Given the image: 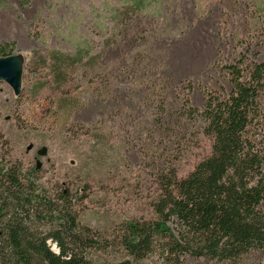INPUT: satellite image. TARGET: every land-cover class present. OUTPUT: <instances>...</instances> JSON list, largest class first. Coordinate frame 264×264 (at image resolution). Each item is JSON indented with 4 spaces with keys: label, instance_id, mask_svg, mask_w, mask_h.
<instances>
[{
    "label": "rangeland",
    "instance_id": "374dc122",
    "mask_svg": "<svg viewBox=\"0 0 264 264\" xmlns=\"http://www.w3.org/2000/svg\"><path fill=\"white\" fill-rule=\"evenodd\" d=\"M2 44L24 67L18 96L0 81V161L36 168L51 197L69 188L89 257L119 261L125 224L156 218L162 172L210 153L188 110L231 91L227 65L264 62V0H0ZM203 260L183 264H230ZM134 264L166 262L155 248Z\"/></svg>",
    "mask_w": 264,
    "mask_h": 264
},
{
    "label": "trees",
    "instance_id": "16d2710c",
    "mask_svg": "<svg viewBox=\"0 0 264 264\" xmlns=\"http://www.w3.org/2000/svg\"><path fill=\"white\" fill-rule=\"evenodd\" d=\"M225 68L231 91L208 92L202 111L188 110L211 138L210 153L185 177L174 167L162 172L156 218L125 224L131 258L94 262L89 252L99 244L80 223L70 189L51 197L36 184V168L27 177L19 163L0 161V264H134L155 248L166 264L187 257L238 264L264 253V62L242 58Z\"/></svg>",
    "mask_w": 264,
    "mask_h": 264
},
{
    "label": "water",
    "instance_id": "95a60500",
    "mask_svg": "<svg viewBox=\"0 0 264 264\" xmlns=\"http://www.w3.org/2000/svg\"><path fill=\"white\" fill-rule=\"evenodd\" d=\"M23 63L20 54L0 57V81L6 82L17 96L22 89Z\"/></svg>",
    "mask_w": 264,
    "mask_h": 264
}]
</instances>
